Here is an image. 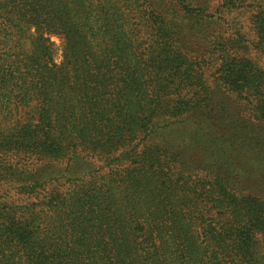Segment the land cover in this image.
<instances>
[{"label":"trees","instance_id":"obj_1","mask_svg":"<svg viewBox=\"0 0 264 264\" xmlns=\"http://www.w3.org/2000/svg\"><path fill=\"white\" fill-rule=\"evenodd\" d=\"M190 20L212 30L207 63L183 41ZM258 53L264 0H0V115L29 117L23 148L59 159L138 140L133 166L63 176L76 186L43 209L0 214V264H264V166L192 156H264Z\"/></svg>","mask_w":264,"mask_h":264},{"label":"rangeland","instance_id":"obj_2","mask_svg":"<svg viewBox=\"0 0 264 264\" xmlns=\"http://www.w3.org/2000/svg\"><path fill=\"white\" fill-rule=\"evenodd\" d=\"M207 5V14L210 15L216 8V4L215 2H209ZM232 16L238 23L237 28L245 34V36L241 37L243 45L250 47L248 42H253L256 38L252 34L255 31L252 27L251 18L242 12V8L237 9L236 12L234 11L231 14ZM197 26L198 23H195V21L192 26L190 20L189 31L187 30L183 41L186 42V46L192 48L191 51H196L202 57V60L207 63L209 61L207 60L206 51L209 49V36L212 30L211 32L209 30L207 34V31ZM51 41L53 42L55 63L59 64L61 62L62 42L57 37H51ZM257 56L256 64L264 70V55L258 53ZM211 67V73L214 74L217 69L214 66V62ZM210 85H215L213 80L210 81ZM239 112L242 113L241 118L243 120L248 117L247 113H243L242 110ZM6 116L5 114L0 115V214L11 215L23 220V212L26 209L35 211L43 209L41 203L46 202L51 193L66 192L76 186L74 182L65 181L63 176L71 179H82L83 182H86L90 177L107 176L109 173L122 171L126 166L134 165V158L128 152L138 140L133 143H123V146H117L115 150L109 153H94L82 149L77 151L75 155L54 159L49 156L44 157L41 152V154L36 153L38 152L36 150L23 148V134L17 135L14 133L17 127L25 124L29 118L27 116L23 118V111L19 114V117L10 118ZM219 116L224 117L225 115L221 114ZM225 119L226 116L223 120L219 119L218 124L223 126ZM229 136L232 137V135H225L226 138ZM29 138L30 136L24 135L25 142H28ZM232 139L234 140V137ZM149 144H151V140L148 138L142 142L140 141L137 152L140 153L142 146ZM257 154L258 156L255 157ZM260 154L244 150L241 152L233 151L230 154V158L219 156L218 154L206 158L207 152L204 150L203 152L197 151L192 156L193 158L205 159L211 166H220L222 164H226L224 166H235V164L244 160L248 163L251 162L253 166L256 165V161H259L260 166H264V156ZM253 157L254 161L252 162L251 158ZM56 172L58 173L56 174ZM257 180L264 182V180L261 181L260 177ZM37 184H40L42 188L37 189ZM78 184H81V182ZM34 187L35 191H37L36 193L31 190Z\"/></svg>","mask_w":264,"mask_h":264}]
</instances>
